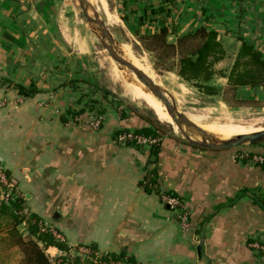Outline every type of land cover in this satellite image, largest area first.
Returning a JSON list of instances; mask_svg holds the SVG:
<instances>
[{"label":"crops","instance_id":"0c3cea01","mask_svg":"<svg viewBox=\"0 0 264 264\" xmlns=\"http://www.w3.org/2000/svg\"><path fill=\"white\" fill-rule=\"evenodd\" d=\"M68 3L76 10L72 0H0V164L26 214L54 228L68 249L104 254L108 263L100 264H264L249 248L264 239V166L234 160L232 150L192 146L123 106L89 68L93 34L86 24L83 37L72 29ZM107 3L108 30L146 58L166 91L168 79L184 85L177 67L154 69L139 37L165 30L176 45L200 28L213 31L225 51L215 69L224 75L242 43L264 60V0H112V12ZM226 83L215 76L208 85ZM236 96L264 98V88L240 87ZM88 113L103 118L99 128L88 125ZM142 130L154 131L157 147L119 139ZM159 190L186 199L188 231L160 203ZM18 229L28 235L25 222ZM38 244L50 264L67 253Z\"/></svg>","mask_w":264,"mask_h":264},{"label":"trees","instance_id":"16d2710c","mask_svg":"<svg viewBox=\"0 0 264 264\" xmlns=\"http://www.w3.org/2000/svg\"><path fill=\"white\" fill-rule=\"evenodd\" d=\"M165 37V30H161L158 34L139 37V40L144 50L152 54L154 69H168L175 65L177 76L199 93L205 96L217 97L225 105L238 107L254 103L253 100L238 99L236 96L238 88H264V60L252 46L242 43L229 73L224 75L215 69L225 55L215 32L200 28L179 38L176 45L167 43ZM215 76L226 79L227 83L223 89L217 90L208 85ZM19 90L22 95H28L21 88ZM89 104L90 107L93 106L92 103ZM73 111L80 112V110ZM92 114L88 113L85 119ZM136 134L150 137L154 134V131L142 130ZM151 138H155V136H151ZM157 146L156 144L151 147ZM245 150L237 149L239 152L236 153L246 152L249 156H264V147ZM244 161L250 162V159ZM259 166L263 167L264 164ZM10 181L12 180L10 179ZM13 187L16 190V187ZM168 194L174 196L172 193ZM22 222H25L28 226L27 236H24V232L18 229ZM41 225H45L42 220L34 215L26 214L23 199L19 196L7 204L1 205L0 264H50L38 242H41L44 246L55 245L68 250L65 243L54 239L47 231L42 232L40 230ZM105 261L108 263V259H105ZM74 264H78V259L74 260Z\"/></svg>","mask_w":264,"mask_h":264},{"label":"rangeland","instance_id":"374dc122","mask_svg":"<svg viewBox=\"0 0 264 264\" xmlns=\"http://www.w3.org/2000/svg\"><path fill=\"white\" fill-rule=\"evenodd\" d=\"M102 1L104 3V0ZM72 2L73 4H75V6L77 5L74 0H72ZM111 3H112V0H108L107 6L110 12H112ZM68 4L70 5L71 10L69 11L68 9H66L65 6H63L64 12H65L64 17L69 19V16L70 15L72 16L71 17L72 24H73L72 29H77V31H81V35L83 37L82 29L85 28L86 22L81 15V11L77 9V6H76V10H74L73 9L74 6L71 5L72 3H68ZM94 6L100 18L103 19L104 18L103 10H102L103 7L98 3H94ZM87 28L89 29L90 27H88L87 25ZM91 32L93 36H91L86 31L87 36H88L87 42L90 48L88 56H90V59H91L90 61L91 65L89 64V68L94 69L93 67L95 66L96 69L99 71V73L102 76L101 81H100L101 85L104 88L110 90V92H112L115 95V97L120 101V103L123 106L139 111L143 113L145 116H148L149 118H151L155 128L161 130L162 132L168 135L176 137L177 139L183 140V138L179 135L176 127L170 121L168 116H167V120H160L151 110H149L143 104L139 102L130 101L129 97L127 96L128 95L127 83H125L123 77H120L121 75L120 73H119L120 75H117L115 73L114 68L117 65L109 58L106 51L102 48L100 41L96 37V34L93 31ZM134 56H136L137 58H140L142 61L145 58V57H139L135 54ZM147 64H146L147 67L149 66L151 68L150 69L148 67L150 69V72L152 73V80L156 79L159 84L158 76L157 75L154 76L153 74L154 70L152 69V67L150 66L148 62ZM167 83L170 89V91L167 90V92L172 96L174 105L177 107L178 111L187 115L188 119L193 118V117H200L203 119V121L205 120L204 122L206 123L252 122L264 128V98L258 99V96H256L255 98L250 97L248 98V100H253L254 103L248 104V105L246 104V105L238 106V107H233V106L225 105L222 103L219 104L217 97L200 95L199 93H197V91H195L194 88L187 86L185 83L184 85L179 84V83H172V82H169V79ZM241 149H243L244 151L245 149H248V148H241ZM232 151L239 152L237 151V149H232Z\"/></svg>","mask_w":264,"mask_h":264},{"label":"water","instance_id":"95a60500","mask_svg":"<svg viewBox=\"0 0 264 264\" xmlns=\"http://www.w3.org/2000/svg\"><path fill=\"white\" fill-rule=\"evenodd\" d=\"M74 1L77 4V9L81 11V15L86 24L90 27L89 29L100 37L102 48L106 51L109 58L117 65L116 69L120 72L124 81L127 84L132 83L133 78L139 81L152 94V96L162 104L168 116L174 121L180 133H182L183 140L186 143L200 149L211 151L264 147V128L259 132L247 134L235 139L217 141L194 125L188 119L187 115L178 111L173 103L172 96L162 87L161 84H155L143 72L124 59L121 51L123 45L112 36L103 19L100 18L86 0ZM90 11L91 14H89Z\"/></svg>","mask_w":264,"mask_h":264},{"label":"built area","instance_id":"2783aa9c","mask_svg":"<svg viewBox=\"0 0 264 264\" xmlns=\"http://www.w3.org/2000/svg\"><path fill=\"white\" fill-rule=\"evenodd\" d=\"M102 121L103 118L97 114H92L86 119L88 125L93 129L99 128ZM119 139L125 143L147 148L156 145L159 142L158 138L145 137L132 132L123 133ZM232 158L238 161L250 159V162L253 164H264V156L262 155L249 156L246 152H242L234 153ZM13 186L14 184L12 181H10V177L7 175L6 170L0 164V206L7 204L14 198L18 197V194L16 190H14ZM157 196L160 203L167 207V209L174 215L179 228L183 231H188L190 229V210L188 208L186 199L182 197H174L164 190H159ZM40 230L42 232H49L54 237V239L65 243L63 236L47 224L44 226L41 225ZM249 248L254 254H260L264 257V239L253 240L249 243ZM75 259H78V264H85L86 262H90L91 264H100L103 259L107 258L104 254H100L98 251L89 246H75L70 247L67 250V253L62 255L60 260L56 261L55 263L74 264ZM110 264L113 263L110 262Z\"/></svg>","mask_w":264,"mask_h":264},{"label":"bare ground","instance_id":"6f19581e","mask_svg":"<svg viewBox=\"0 0 264 264\" xmlns=\"http://www.w3.org/2000/svg\"><path fill=\"white\" fill-rule=\"evenodd\" d=\"M86 2L96 11V8L94 6V3L100 4L103 8L105 7V4L102 0H86ZM97 13V11H96ZM91 14V11L89 12ZM98 14V13H97ZM96 37L100 41V37L96 34ZM121 51L123 53V57L125 60L129 61L134 67L139 69L141 72H143L148 78L152 80V73L150 72V69L147 67L144 61L141 59H138L135 57L128 46H122ZM115 70L116 67H115ZM148 72V74H147ZM133 78V76H132ZM155 84L159 85L157 80H152ZM126 83V82H125ZM128 90V97L130 101L132 102H139L143 104L145 107H147L149 110H151L160 120H167L168 114L166 113L164 107L162 104L156 100L152 94L150 95L148 90L135 78H133V82L130 84H127ZM126 93V92H125ZM126 96V97H127ZM152 96V97H151ZM153 98V99H152ZM164 112V114H163ZM166 113V114H165ZM170 121L173 123V125L176 127L179 135L183 138L182 133H180L178 127L174 123V121L168 116ZM189 120L196 125L198 128L203 130L205 133H207L211 138L217 140V141H227L231 139H235L237 137H242L247 134H251L254 132H259L263 129V127L257 125L256 123L252 122H213V123H206L203 121L200 117H193L189 118ZM197 139V138H196ZM198 140V139H197Z\"/></svg>","mask_w":264,"mask_h":264}]
</instances>
